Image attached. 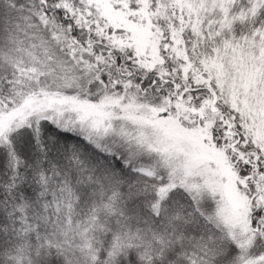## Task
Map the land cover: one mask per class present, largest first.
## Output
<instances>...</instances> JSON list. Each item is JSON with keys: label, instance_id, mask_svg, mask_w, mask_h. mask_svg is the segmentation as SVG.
Listing matches in <instances>:
<instances>
[{"label": "snow or ice", "instance_id": "obj_1", "mask_svg": "<svg viewBox=\"0 0 264 264\" xmlns=\"http://www.w3.org/2000/svg\"><path fill=\"white\" fill-rule=\"evenodd\" d=\"M0 264H264V0H0Z\"/></svg>", "mask_w": 264, "mask_h": 264}]
</instances>
